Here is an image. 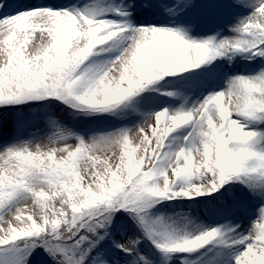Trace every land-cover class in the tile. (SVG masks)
I'll list each match as a JSON object with an SVG mask.
<instances>
[{
    "label": "snow or ice",
    "instance_id": "1",
    "mask_svg": "<svg viewBox=\"0 0 264 264\" xmlns=\"http://www.w3.org/2000/svg\"><path fill=\"white\" fill-rule=\"evenodd\" d=\"M5 3L0 0V9ZM184 3L188 7L191 0ZM125 7H132L131 0ZM37 31L40 43L29 49ZM230 33L219 39H193L179 27L152 23L133 27L127 21L97 19L92 13L16 4L0 14V105L53 96L107 111L147 84L227 53L251 50L252 56L264 59V0L231 26ZM114 39L128 41L118 55L85 63L99 46ZM260 114H264V66L254 74L227 77L223 89L210 92L192 108L174 112L164 108L132 130L117 129L89 140L76 137L74 145L65 143L60 149L66 155L59 159L55 148L44 153L39 148L29 151L22 142L5 145L0 149V210L12 204L6 215H0V245H9L4 249L8 264H25L37 246L52 264H110L100 245L109 237L118 210L126 211L164 253L190 252L215 240L220 227L181 236L159 217L150 218L148 210L158 198L213 193L232 179L264 180V151L254 147L256 133L233 118L255 119ZM179 128L191 129L183 137L186 143L168 150V137ZM136 137L139 143L134 144ZM115 146L118 154L98 155ZM194 152L199 153L196 163ZM177 182L186 186L174 191ZM29 200L39 208L35 219V213L26 215L28 209L18 207ZM13 210L14 219L7 218ZM257 213L248 234L237 241L244 247L234 264H264V204ZM20 240L28 242L23 257L15 256V242ZM136 243L112 240L125 254H133ZM126 264H136V256Z\"/></svg>",
    "mask_w": 264,
    "mask_h": 264
},
{
    "label": "rangeland",
    "instance_id": "2",
    "mask_svg": "<svg viewBox=\"0 0 264 264\" xmlns=\"http://www.w3.org/2000/svg\"><path fill=\"white\" fill-rule=\"evenodd\" d=\"M131 2L132 7L126 8L125 6L129 3V0H6L5 8L0 9V14L4 11H10L12 6L16 4L47 5L69 9L74 13H92L97 19L127 21L133 27L141 23L179 27L188 38L193 39L208 36L219 39L230 35V27L244 17L249 16L254 7L258 6L260 0H243L240 4L234 3V0H191V5L188 7H185L184 0H131ZM116 9L121 12L128 11L130 15L121 16ZM206 14H208L207 17ZM44 35L46 37L47 34ZM39 36L38 31L33 34V37L29 40V49H33L34 44L39 45ZM127 43V40L114 39L109 41L105 45L99 46L95 54L85 63L109 61L118 55ZM229 56L231 57L230 60ZM250 56L251 58H249ZM261 66H264V59L258 55L252 56L251 50L227 53L223 57H218L208 64L195 68L194 70L209 72V74L193 73L192 76L199 77L202 81L195 83L189 79L187 81L188 86H185L183 91L177 90V94L170 97V100L158 96L159 93H155L153 91L154 87L151 86L145 95H141L131 102L130 107L132 111L138 113V117L131 121L125 119L120 125H115L116 127L105 123V125H99L101 127L94 131L81 129L83 122L80 124L76 122L78 116L59 103L52 105L53 113L56 115L52 124H49V120L38 118L36 116L40 115L34 114L35 116H27V118H30L28 126L20 132L15 130L17 127L13 125L11 114L1 111L0 149L5 145L22 142L28 147L29 151L33 152L39 148L41 152L46 153L55 148L57 151L54 155L59 159L61 155H66L60 149L64 147L65 143L74 145L77 142L76 137L89 140L117 129L132 130L142 124L144 119L155 111L167 108L169 112H174L179 109L192 108L210 92L223 89L227 77L254 74ZM211 69L213 72H210ZM156 85L157 89L160 90L166 84L160 81ZM174 86L168 83L165 92L171 93L169 89H173ZM159 92H162V90ZM148 94L152 95L148 96ZM152 99L155 100L154 103L149 101ZM24 101L32 102L34 100L25 99ZM68 102L73 101L69 99ZM17 103H21V101ZM20 107L28 111V108L24 105ZM0 110H2L1 107ZM123 114L121 112L116 118ZM114 116L110 117L114 119ZM233 118L240 119L246 130L256 133L254 147L258 151H264V114L258 115L255 119ZM77 125V130L74 131L73 126ZM190 130V128H179L171 133L167 140L168 150H175L181 144H185L183 137ZM53 140L55 143L52 142ZM135 143H139L138 137L134 139ZM113 152L118 154L119 146L105 149L98 155L103 157L107 154L111 157ZM192 155L193 163H196L199 153L194 152ZM2 163L3 161H0V164ZM184 186L186 185L183 182H177L173 185V190H178ZM237 198H240L243 204H240L236 200ZM11 204L12 202L5 205V208L0 210V215H6ZM261 204H264V180L252 178L239 183L236 188L227 189L226 187L222 189L221 187L216 192L200 196L172 198L171 204L164 202L158 204L152 211L151 218L159 217L168 226L169 230L181 236L195 235L207 228L220 227V247L218 249L209 248L206 244L199 249L190 251L193 252L194 259L184 258L190 252H175L178 255L172 261H169L165 258L167 255L155 248L143 236L142 230L137 225L128 219L117 218L112 229H109L108 241L103 243L104 258L108 259L110 264H116V261L126 264V261L130 260L132 255L136 256V264H234L235 255L244 247L243 244L237 243V241L240 239L241 234L245 236L248 234L247 230L251 222L256 219L257 209ZM18 207L28 209L26 215L35 213L33 215L34 219L39 214L38 206L34 205L31 200L26 204L18 205ZM214 207L218 208L219 214L214 212ZM14 215L15 210L7 218L14 219ZM157 228L159 230V226ZM127 239L137 241L134 245L135 252L133 254H125L112 244V240L123 242ZM27 243L24 240L15 242L17 248L15 256L23 257L24 252L27 250ZM8 247L9 245H0V264H8L10 257L4 251ZM48 262L52 263L43 248L37 246L31 250L25 264H44Z\"/></svg>",
    "mask_w": 264,
    "mask_h": 264
},
{
    "label": "trees",
    "instance_id": "3",
    "mask_svg": "<svg viewBox=\"0 0 264 264\" xmlns=\"http://www.w3.org/2000/svg\"><path fill=\"white\" fill-rule=\"evenodd\" d=\"M168 78L169 77H167V79ZM156 83H157V81H154L150 84H147L144 88L140 89L135 95L130 97L128 100L124 101L120 105H117L114 108H111L107 111L90 110V109H87L81 105L76 104V102H74V101L68 102V101L59 99L57 97L45 96V97L40 98V99H33L34 101H32V102H28V101L26 102V101L22 100L21 103L13 102V103L2 104V105H0V107L2 109V110H0V112L6 111L9 114H11V118L13 120L14 127H17L16 128L17 131H21L22 129L25 130L26 127L28 126L30 118H27V116H35L34 114L40 115V116H36V117L49 120V122H50L49 124H52L54 118H56V115L53 113V110H52V105L54 103H59L62 106H64L65 108L72 111L73 114L78 116V120H76V122L78 124L83 122V124L81 125L82 127H80L81 129H85V130L89 131L93 128L98 127L99 125H103L104 123H107L108 121H112V122H115L117 124H120L123 119H128V120L134 119L136 112L134 113V112L127 111V109H129L131 106V102L133 100H135L137 97H139L141 95H145V93L151 88V86L153 87ZM149 101L151 103L155 102V100H153V99L149 100ZM21 105H24L25 107H27L28 111L21 108L20 107ZM121 112H123L124 114L122 116L116 118ZM25 113H27V115H25ZM112 115H115L114 119L110 117ZM77 127H78V125L73 126V130L76 131ZM232 181H233V179L227 181V183L232 182ZM163 202L169 204L171 202V200L168 198H158L157 202H155L153 204V206L148 210L150 218L152 217V211L157 207L158 204L163 203ZM117 218L128 219L131 222H133L135 225H137L134 222V220L132 219V217L126 211L118 210L115 212L114 216L112 217V222L108 228V231H109V229L110 230L112 229L113 225L117 221ZM158 237H159L158 235L154 236L155 239L159 240ZM146 239H147V237H146ZM147 240L150 241L149 239H147ZM106 241H108V238H107V240L105 239V242H103V241L101 242L100 248H103V243H106ZM150 243L152 244L151 241H150ZM162 253H164V252H162ZM164 254L167 255L165 258L169 261H172L175 258V256L178 255L175 252L174 253H164ZM184 258L194 259L193 252L188 253ZM44 264H52V263L48 262V263H44Z\"/></svg>",
    "mask_w": 264,
    "mask_h": 264
},
{
    "label": "clouds",
    "instance_id": "4",
    "mask_svg": "<svg viewBox=\"0 0 264 264\" xmlns=\"http://www.w3.org/2000/svg\"><path fill=\"white\" fill-rule=\"evenodd\" d=\"M35 48H36V46L34 45V48H33V50H35Z\"/></svg>",
    "mask_w": 264,
    "mask_h": 264
}]
</instances>
